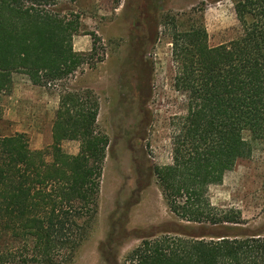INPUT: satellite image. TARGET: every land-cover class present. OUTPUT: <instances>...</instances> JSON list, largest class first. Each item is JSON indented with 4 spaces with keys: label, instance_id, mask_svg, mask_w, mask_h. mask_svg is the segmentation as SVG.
Instances as JSON below:
<instances>
[{
    "label": "trees",
    "instance_id": "obj_1",
    "mask_svg": "<svg viewBox=\"0 0 264 264\" xmlns=\"http://www.w3.org/2000/svg\"><path fill=\"white\" fill-rule=\"evenodd\" d=\"M58 1L0 0V95L10 91L13 74L45 87L67 80L89 58L73 51L78 25L55 12ZM232 4L240 33L216 47L197 11L186 24L179 16L162 19L186 115L171 139V163L153 175L169 213L201 234L143 240L128 264H264V237L241 234L240 212L208 198L264 141V0ZM98 111L91 92H64L49 147L31 150L25 134L0 136V264L73 263L98 210L108 147ZM63 142H78V154H66Z\"/></svg>",
    "mask_w": 264,
    "mask_h": 264
},
{
    "label": "rangeland",
    "instance_id": "obj_2",
    "mask_svg": "<svg viewBox=\"0 0 264 264\" xmlns=\"http://www.w3.org/2000/svg\"><path fill=\"white\" fill-rule=\"evenodd\" d=\"M53 9L77 22L73 51L89 58L67 80L45 87L13 74L10 91L0 95V136L25 134L31 150L46 149L61 94L89 91L98 99L97 129L108 147L97 215L72 264H128L143 240L164 233L198 236L169 213L153 175L156 166L171 163V139L186 115L162 19L179 16L185 23L197 11L209 46L216 47L240 33L232 0H60ZM61 148L75 156L79 143ZM208 198L216 208L240 212L241 234L264 237V141L209 189Z\"/></svg>",
    "mask_w": 264,
    "mask_h": 264
}]
</instances>
